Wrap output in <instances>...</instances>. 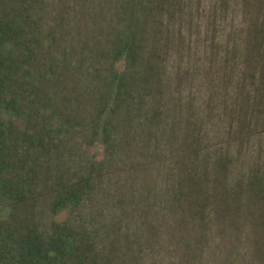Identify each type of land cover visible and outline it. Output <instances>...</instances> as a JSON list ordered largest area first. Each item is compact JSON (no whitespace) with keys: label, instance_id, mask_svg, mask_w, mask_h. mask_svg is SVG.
I'll list each match as a JSON object with an SVG mask.
<instances>
[{"label":"rangeland","instance_id":"obj_1","mask_svg":"<svg viewBox=\"0 0 264 264\" xmlns=\"http://www.w3.org/2000/svg\"><path fill=\"white\" fill-rule=\"evenodd\" d=\"M158 1L165 3L147 12L138 0H0V264H56L41 253L28 261L25 240L45 250L65 234L72 264L80 250L84 264H101L120 251L112 228L132 238L138 215L130 212L143 208L168 224L167 189L177 183L188 199L175 220L184 214L195 223L198 199L209 213L227 206L239 223L264 220V188L252 189L264 183V0ZM143 15L151 30L170 17L182 33L160 36H172L175 52L186 47L187 63L166 57L160 76L148 74L136 55L151 42L150 30L136 34ZM212 49L197 76L192 57ZM156 99L153 130L144 116ZM245 128L252 136L236 144L234 132ZM239 186L251 191L247 203L230 192ZM163 236L177 240L174 230ZM151 256L157 264L156 255L141 258L149 264Z\"/></svg>","mask_w":264,"mask_h":264},{"label":"trees","instance_id":"obj_2","mask_svg":"<svg viewBox=\"0 0 264 264\" xmlns=\"http://www.w3.org/2000/svg\"><path fill=\"white\" fill-rule=\"evenodd\" d=\"M223 1L227 2L226 0H221V2ZM229 1L230 0H228V3ZM138 2L139 9L141 8V6H145V11H147V8H149L150 4V9L154 11L159 6L165 3V1L160 2L158 0H138ZM143 2H148V7L147 5L143 4ZM216 12H218L217 6L214 7L215 18L217 17V15L219 16V13L216 14ZM207 18L209 21L210 15ZM166 19L170 22V24L168 22L162 24V21L159 19L156 21L157 27H152L151 30L146 29L144 26L148 24L150 16L143 15L136 28V34H138L139 32L146 35V31H151L150 33H148V37L151 40L150 45L147 47H138L137 54L135 53L138 57H140L141 63L142 58L146 62L147 69L145 70H147L148 74L150 75L154 74L156 76H160L161 72H164V68L160 69V62L164 63L163 60L166 59V57H171L172 59L174 58L175 60H178L174 62L179 63L180 66H183V64L187 63V61L185 63H181L184 56V48L186 47L177 48L175 49V52L173 49H170L173 48L172 42L174 39L172 38V36L167 35L165 36L164 40L160 36L162 32H166V28L167 32H174L179 35L182 33V31H178L173 28L177 26H175V24L173 26L171 25V20H169L170 17H166ZM175 19H178L177 15ZM11 23L12 22H10V25ZM215 23L217 24L216 21ZM207 24H209V22H207ZM12 25L15 24L12 23ZM193 25L196 26V24ZM212 26L214 27V25ZM134 28L135 26L133 27V29ZM246 36L249 37L250 35L247 34ZM142 37L143 40H145V36L142 35ZM162 41H164V44L162 43ZM213 42L214 39L211 43ZM12 50H14L15 52V49ZM163 51H168L170 53L163 54ZM209 51L210 52L206 53L205 55L203 53L200 54L199 52H197L192 57V63L197 76L200 74L202 59L205 57H207L208 59L216 55L213 49ZM172 52L176 54L175 57H173ZM148 53L151 57L154 58L152 63L144 59ZM224 58V60L226 61L225 69L228 71L230 69L228 66L232 64L231 60L233 58L229 55ZM153 65H155V69L153 68ZM179 69L180 72L184 74L187 68L185 66L179 67ZM187 70L189 71L190 69ZM248 71L249 70L243 68L242 78H245V87L246 80L250 79L248 77L250 75ZM238 91H240V89ZM250 91L251 89H249V92ZM243 97L244 96H242V98ZM158 102L159 101L157 99L150 102V112L146 113L148 114L146 116L143 115L145 121L153 125V130H157L156 125L158 117L155 113L156 110H154V108H157ZM246 119L248 120L243 123V127L250 120L249 118ZM244 130H246L247 132H239V130L234 132L236 144H238L241 139H247L248 141L252 136L253 133H251L247 128H245ZM259 132H264V129H260ZM255 133L256 132H254V134ZM144 136L145 133H142L141 139L144 138L143 141L146 140V137ZM179 154L171 151L170 155L178 156ZM89 179H91V177H88V181ZM177 185L178 187L176 188V190H174V188H171L170 186H168L167 189V192L170 191L169 193L171 195H174L171 199L172 204L169 206V211L167 212V217L169 220L168 224L165 226L162 224H158V221L154 222V218L149 214L148 211L146 212L143 208L141 213H138V210L136 211V213L135 211L130 212V215L132 217L135 218L136 215H138V220H140L139 223L137 220V222L134 221L131 226H128L129 229L134 226V234L132 235V238H121L119 234L123 233L125 230L122 225H120L117 230H114L112 228L111 236L113 237V249L115 247L120 248V251L116 256H111L113 260L110 257H104V259L101 257V264H147V260L144 261V258L142 259L141 257L142 254L148 253L151 255H156V259L158 258L157 264H264V220L257 221V223L236 222L234 219H231L230 216L233 217V213L231 210L230 212H227L226 205V207L223 208H219L213 205L209 213L208 210H206L204 201L202 199H200V201L198 199L197 204H195L193 201L191 208L189 206L190 210L192 209V213L199 217V219L195 221V223H192L191 219H188V217L184 214H182L180 218L175 220L174 214H177V212H175L174 210H180L181 201L184 199H188V195L184 193V189L180 187L179 183H177ZM258 186L264 188V183L256 181V183L252 186V189H255ZM169 187L171 188L170 190ZM217 187H220L224 191H227V186H225L220 178L218 180ZM239 191L240 186L236 190L234 188H231L230 190L231 193L235 195L237 194V200L243 204L251 200L252 196L250 194V190L245 189L241 193ZM240 199H242V201H240ZM245 209L250 211L251 206H247V208ZM260 209L261 210L259 213H262L264 215V205H262ZM160 227L162 228V232ZM170 230H174V234L175 237H177V240L173 241L170 237L163 236L164 232H170ZM62 233L65 234L63 230L58 234ZM157 233H161L162 235L160 237H157ZM73 242L74 241L68 239L67 235L65 234L63 235V238L60 237L56 241H54L55 244H50L49 246L47 244L48 247L46 246L47 248L45 247L46 249L44 250L43 247L39 246L35 238H33L31 242L25 240L26 244L24 246V257L28 261L35 260V258H38L39 253H41L40 258L43 257L46 260L51 259V262L53 263L72 264L73 258L71 249L73 247ZM183 243H185L186 245L187 252L182 251ZM209 244L213 245V249L211 250H213L214 252H211ZM76 255L78 257L79 264H84L86 258L88 257L84 250L78 251V254ZM154 262L155 258L151 256V262L149 264H152Z\"/></svg>","mask_w":264,"mask_h":264}]
</instances>
